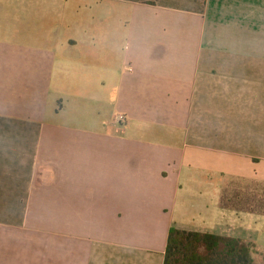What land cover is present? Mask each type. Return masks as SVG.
Wrapping results in <instances>:
<instances>
[{
    "label": "crops",
    "instance_id": "crops-1",
    "mask_svg": "<svg viewBox=\"0 0 264 264\" xmlns=\"http://www.w3.org/2000/svg\"><path fill=\"white\" fill-rule=\"evenodd\" d=\"M230 179L264 185V0H0V264H164L172 228L264 264Z\"/></svg>",
    "mask_w": 264,
    "mask_h": 264
},
{
    "label": "trees",
    "instance_id": "trees-1",
    "mask_svg": "<svg viewBox=\"0 0 264 264\" xmlns=\"http://www.w3.org/2000/svg\"><path fill=\"white\" fill-rule=\"evenodd\" d=\"M261 193L253 190L248 196H241L236 192L234 199H246L249 211L264 215ZM255 251L253 243L241 239L172 228L164 264H255Z\"/></svg>",
    "mask_w": 264,
    "mask_h": 264
},
{
    "label": "rangeland",
    "instance_id": "rangeland-1",
    "mask_svg": "<svg viewBox=\"0 0 264 264\" xmlns=\"http://www.w3.org/2000/svg\"><path fill=\"white\" fill-rule=\"evenodd\" d=\"M224 182L226 184L231 185L230 192H229V190H227V187L225 188V191H224L225 194H227V193L229 194L230 198L232 196L236 195L234 193L235 191L238 192V193H244L245 190H246V192H248V190H252V192H253V190L257 191V189H259V190H262V192L264 193V185H260V188H259V187H257V184H251L253 182L248 181V180H244V179H234L233 180V179H230L229 181L228 180H224Z\"/></svg>",
    "mask_w": 264,
    "mask_h": 264
},
{
    "label": "built area",
    "instance_id": "built-area-1",
    "mask_svg": "<svg viewBox=\"0 0 264 264\" xmlns=\"http://www.w3.org/2000/svg\"><path fill=\"white\" fill-rule=\"evenodd\" d=\"M125 120V116L124 115H120L118 118H117V122L118 123H121Z\"/></svg>",
    "mask_w": 264,
    "mask_h": 264
}]
</instances>
